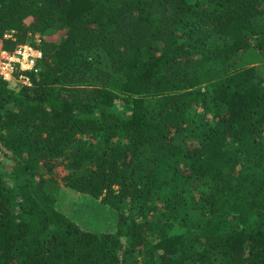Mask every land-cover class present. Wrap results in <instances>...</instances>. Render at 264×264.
Here are the masks:
<instances>
[{
  "label": "trees",
  "instance_id": "1",
  "mask_svg": "<svg viewBox=\"0 0 264 264\" xmlns=\"http://www.w3.org/2000/svg\"><path fill=\"white\" fill-rule=\"evenodd\" d=\"M35 33L28 83L0 78V264H264V61L237 56L264 58V0H0L3 50Z\"/></svg>",
  "mask_w": 264,
  "mask_h": 264
},
{
  "label": "rangeland",
  "instance_id": "2",
  "mask_svg": "<svg viewBox=\"0 0 264 264\" xmlns=\"http://www.w3.org/2000/svg\"><path fill=\"white\" fill-rule=\"evenodd\" d=\"M43 41L57 39V34L42 35ZM238 64L247 65L261 63L264 58L252 49L242 50L238 53ZM16 75V74H15ZM10 80V85L18 88L23 85L19 76ZM264 145V133L262 135ZM55 208L79 227L88 231L113 232L117 225V212L102 202L101 198H94L87 194L78 193L66 188L59 180L58 189L55 193Z\"/></svg>",
  "mask_w": 264,
  "mask_h": 264
},
{
  "label": "built area",
  "instance_id": "3",
  "mask_svg": "<svg viewBox=\"0 0 264 264\" xmlns=\"http://www.w3.org/2000/svg\"><path fill=\"white\" fill-rule=\"evenodd\" d=\"M4 37L9 38L11 34ZM42 35L35 33L29 41L18 44L12 51L2 49L0 42V78L10 81L16 79L15 74L19 72V76L23 83H28L27 77L22 74L25 71H37L39 59L42 58V50L40 45L43 43Z\"/></svg>",
  "mask_w": 264,
  "mask_h": 264
}]
</instances>
